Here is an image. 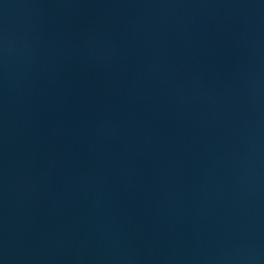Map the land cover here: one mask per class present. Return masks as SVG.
Masks as SVG:
<instances>
[{
	"label": "water",
	"instance_id": "1",
	"mask_svg": "<svg viewBox=\"0 0 264 264\" xmlns=\"http://www.w3.org/2000/svg\"><path fill=\"white\" fill-rule=\"evenodd\" d=\"M0 264H264V0H0Z\"/></svg>",
	"mask_w": 264,
	"mask_h": 264
}]
</instances>
